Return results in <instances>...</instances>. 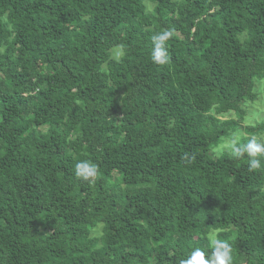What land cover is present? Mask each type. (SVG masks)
Listing matches in <instances>:
<instances>
[{"label": "trees", "instance_id": "obj_1", "mask_svg": "<svg viewBox=\"0 0 264 264\" xmlns=\"http://www.w3.org/2000/svg\"><path fill=\"white\" fill-rule=\"evenodd\" d=\"M263 92L264 0H0V264H264Z\"/></svg>", "mask_w": 264, "mask_h": 264}, {"label": "clouds", "instance_id": "obj_2", "mask_svg": "<svg viewBox=\"0 0 264 264\" xmlns=\"http://www.w3.org/2000/svg\"><path fill=\"white\" fill-rule=\"evenodd\" d=\"M171 36V31L153 35L152 41L154 43V49L152 51V61L154 63L163 65L167 62L165 42ZM119 55L117 59H119ZM230 148L231 155L235 158H242L245 153L247 154L250 158L249 171L264 167L261 159L264 158V138L252 136L246 144H240L239 137H236L231 141ZM96 173V166L87 161L80 162L76 165V175L86 181H91L95 178ZM209 243L212 248L210 254L206 256L204 250L196 248L187 259L181 261V264H233L231 246L228 243L212 235L209 236Z\"/></svg>", "mask_w": 264, "mask_h": 264}, {"label": "rangeland", "instance_id": "obj_3", "mask_svg": "<svg viewBox=\"0 0 264 264\" xmlns=\"http://www.w3.org/2000/svg\"><path fill=\"white\" fill-rule=\"evenodd\" d=\"M256 91L257 92L261 91L259 86L256 87ZM253 105L254 106L251 108V111H252V113L253 112H256V113L254 115H249L247 120H249L250 123H255V122H257L256 120H259L262 116H263L262 120H264V101L257 102ZM259 111H262V112H259ZM252 113H250V114H252ZM97 232H98L97 234L99 235V233L101 232V228H98Z\"/></svg>", "mask_w": 264, "mask_h": 264}]
</instances>
